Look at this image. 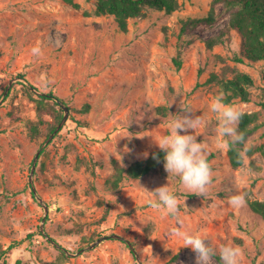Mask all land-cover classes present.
<instances>
[{"label":"rangeland","instance_id":"1","mask_svg":"<svg viewBox=\"0 0 264 264\" xmlns=\"http://www.w3.org/2000/svg\"><path fill=\"white\" fill-rule=\"evenodd\" d=\"M76 1L79 8L64 0H0V264H165L178 252L174 264H195L191 248L171 237L174 227L213 247L240 248V264H264V218L247 203L264 199V157L256 150L264 143V60H236L242 37L228 27L231 12L215 0H183L172 13L146 10L122 31L113 15L96 13V0ZM214 4L217 20L198 22L179 39L181 19L203 18ZM233 68L255 83L251 100L226 104L257 111L260 123L239 167L228 148H217L216 114L208 107L225 96L212 74L231 77ZM27 87L62 100L67 118L55 133L47 135L55 122L50 109L42 112L41 133L32 132L40 115ZM179 103L203 119L190 134L206 145V156L214 153L207 196L183 191L164 166L108 187L115 160L128 166L159 149L153 137L168 134ZM161 186L177 197L178 216L149 205ZM237 194L245 202L234 207ZM113 234L119 237L97 242ZM212 264L220 262L214 257Z\"/></svg>","mask_w":264,"mask_h":264},{"label":"trees","instance_id":"2","mask_svg":"<svg viewBox=\"0 0 264 264\" xmlns=\"http://www.w3.org/2000/svg\"><path fill=\"white\" fill-rule=\"evenodd\" d=\"M75 8L80 7V3L76 0H64ZM183 0H96V13L97 14H110L115 17V20L122 31H128L129 21L131 18L140 17L145 14L148 9L164 10L167 13L176 11ZM222 2L226 9L231 12L228 27L236 29L242 37V46L240 55L236 56V60L244 62L246 59L252 62H259L264 60V0H215ZM218 18L215 4L211 7L207 16L203 18L188 17L181 19L182 26L179 32V39L183 35L188 34L192 25L206 21L214 23ZM215 42L209 41V47H212ZM176 62L180 66L182 61L176 58ZM216 80L225 92L224 102L231 103L235 99L242 101L251 100L250 87L254 86V77L245 71L238 68L232 69L231 77L224 75L220 77L218 74L213 73L210 81ZM33 87V86H32ZM29 94L37 102L40 118L38 123L31 126V130L35 135L41 133L40 125L46 123L42 116V112L50 109L55 122L49 125L47 135L51 134L57 128L59 122L63 118V109L60 107L62 100L54 94V92L36 94L32 88L27 87ZM264 106V101L261 102ZM90 108L89 104L85 105V110ZM159 109L166 113V107H159ZM243 116L239 122L238 130L245 135V141L250 135L258 128L260 123L259 114L257 111H244ZM239 147L243 148V145ZM264 157V143L256 148ZM44 153V150L40 154ZM158 156V160L154 157ZM207 160L210 164L214 153L209 154ZM228 157L230 163L234 167H239L244 163H238L236 152L228 148ZM164 166V153L160 149L153 150L146 158L137 159L130 165L124 166L114 161V172L107 179L106 184L111 189H118L122 187L127 181L140 179L144 176L154 174L160 171ZM35 193V191H33ZM247 203L251 210L261 215L264 218V199L260 198H247ZM108 212V211H107ZM107 215V214H106ZM92 241L94 238L91 239ZM127 245L135 251L134 243L129 240H124ZM15 247L11 244L7 249L3 250L1 254L10 253ZM181 257V252L176 253L165 264H174ZM219 260V256H215Z\"/></svg>","mask_w":264,"mask_h":264},{"label":"clouds","instance_id":"3","mask_svg":"<svg viewBox=\"0 0 264 264\" xmlns=\"http://www.w3.org/2000/svg\"><path fill=\"white\" fill-rule=\"evenodd\" d=\"M38 51V49H33V53ZM208 107L210 112L216 114L215 143L217 148L234 150L237 162L245 163L248 146L244 133L238 130L243 113L236 107L226 104L222 94L215 96ZM178 108V114L169 121L168 134L153 137V140L164 153V169L169 176L179 178L183 191L205 197L212 180V168L205 155L207 147L197 140L196 135L190 134V130L195 132L204 121L194 113L190 106L179 103ZM240 145L244 147L241 148ZM154 158L159 159L158 156ZM153 192L156 199L148 201L153 209L165 215L178 216L179 201L167 187H157ZM229 202L234 207L242 206L245 202L244 196L242 194L233 195ZM170 235L180 240V247L191 248L195 253V264H212L213 258L217 255L220 264H240L241 250L231 244L213 247L206 237L175 227L170 230Z\"/></svg>","mask_w":264,"mask_h":264},{"label":"water","instance_id":"4","mask_svg":"<svg viewBox=\"0 0 264 264\" xmlns=\"http://www.w3.org/2000/svg\"><path fill=\"white\" fill-rule=\"evenodd\" d=\"M65 110L66 111H68L69 110V108L67 107V106H65ZM67 118V113L65 114V116H64V120ZM61 125H62V122L58 125V127L55 129V131L53 132V133H55L60 127H61ZM53 135V134H52ZM39 155H40V151L37 153V155H36V158H35V160L36 159H38V157H39ZM35 166H36V163H34V165H33V172H34V168H35ZM36 192V191H35ZM46 208L48 209V205H46ZM119 237V235H117V234H113V235H104V236H102L101 238H99L98 240H97V242H100V241H102L103 239H107V238H109V237ZM96 242V243H97Z\"/></svg>","mask_w":264,"mask_h":264}]
</instances>
